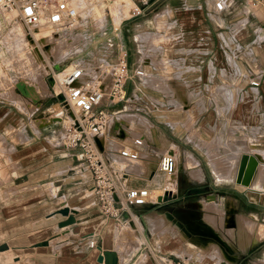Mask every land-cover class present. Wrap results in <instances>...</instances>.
I'll return each mask as SVG.
<instances>
[{
	"label": "crops",
	"instance_id": "1",
	"mask_svg": "<svg viewBox=\"0 0 264 264\" xmlns=\"http://www.w3.org/2000/svg\"><path fill=\"white\" fill-rule=\"evenodd\" d=\"M135 1L127 0L126 7ZM145 1L142 14L131 20L134 60L132 69L127 66V102L108 110L102 141L116 152L120 144L133 147L132 140L140 138L142 144L133 148L142 160L147 155L157 159L156 167L150 177L143 169L135 170L136 175L131 171L134 162L127 169L125 186L161 194L155 203L123 210L116 220L103 218L87 174L68 173L74 159L61 143L62 124L57 121L59 129L45 136L44 128L53 121L42 117L44 112L33 117L42 103L30 116L21 113L18 119L9 112L12 103L5 107L0 102V137L16 128V142H10L13 205L17 199L25 200L26 207H34L40 198H57L55 204L72 199L73 207L67 203L58 207L73 211L74 220L59 228L57 237L40 238L25 247L13 249L2 241L0 264H19L12 259L23 250L33 251L34 264H97V256L105 251L115 256L117 264H264V238L257 240L264 236V206L245 195H264V179L263 188L253 186L263 164L258 155L264 152V0H222L220 10L214 6L216 0ZM74 7L80 3L74 2ZM120 18L130 19L123 14ZM103 31L97 34L106 40V47H100L103 52L76 62L94 63L101 56L111 61L119 50L127 54L122 34ZM137 70L141 76H135ZM120 116L133 120L131 129ZM139 118L144 119L141 125ZM165 152H172L176 160L169 189L173 197H166L172 202L186 199L183 205L163 203L167 180L157 163ZM243 155L257 159L246 187L235 182ZM41 181L47 186L45 196L39 189ZM23 206L24 213L30 211ZM0 214H5L1 202ZM196 221L205 228L198 230ZM226 231L234 235L237 251L231 254L225 243L217 246L227 239ZM40 241L47 246L29 247ZM55 241L56 251L50 248ZM243 241L249 242L244 248Z\"/></svg>",
	"mask_w": 264,
	"mask_h": 264
},
{
	"label": "rangeland",
	"instance_id": "2",
	"mask_svg": "<svg viewBox=\"0 0 264 264\" xmlns=\"http://www.w3.org/2000/svg\"><path fill=\"white\" fill-rule=\"evenodd\" d=\"M70 2L72 6H74V2L80 3V7H77V9H80L77 24L75 28L65 29L57 34H53L46 27L28 30L19 21L7 22L4 15L0 13V102H2V105L5 107L9 106L8 103H12L13 106H9V112L11 115H16L18 119L23 117L21 113L29 115L30 111L35 110L34 108L40 106L41 103V107L36 108L38 110L33 114V117L43 112L44 114L41 116L44 118H51L53 114L55 115L57 112L55 109L61 107V102L52 96L51 98L48 96L49 94L52 95L51 84L53 75H56V77L60 79L63 73L68 70L67 68L71 67L77 60L94 59L99 53L101 54L103 50L100 47L107 43L104 38H98L97 34L99 31H110V33H116L118 37L119 34L123 35L127 49V66L129 70L133 67L134 49L130 38V33L134 26L133 21H131L133 18L125 20L120 18L121 14H129L132 4L126 7L125 4L127 0H71ZM110 17L113 20H111ZM31 32L33 33L31 34ZM113 43L114 42H112V44ZM120 45H122L121 42ZM109 46L112 47L110 48L107 46L109 50L113 49V46L110 44ZM104 47H106V45ZM48 107L51 108L46 111ZM15 108H18L19 111ZM118 118L125 122L124 125H127V128H132L133 120L129 116H125V119L121 116ZM24 119L25 118L21 121L22 123ZM30 120L31 125L36 126L32 118H30ZM51 120L53 122L44 128V130H46L45 136L52 135L54 131L59 129V125L56 123L58 120ZM138 120L140 121L138 124L141 125L144 123V119L139 118ZM14 129L16 128H11L10 132L5 133L6 136L0 137V202L1 208L5 210L4 215L0 214V243L2 241L7 242L13 246V249H16V247H25L28 243L37 239L55 237L56 234H59L60 229L58 228V222L63 217L56 212L66 203L69 207H73V203L72 199L69 201L66 199V203L55 204L59 202L57 198H40V200H34V207L23 206L25 200L19 201V199H17V206L13 205L15 200L12 198V185L10 181L13 149L10 147V142H16ZM110 135L111 132L109 133V136ZM135 139L142 144L140 138ZM102 140L103 138L101 137L99 141L100 144ZM52 141V143H57L55 137H52ZM52 143L49 142L50 146L53 145ZM261 152L258 156L260 163H263L260 164V167H263L264 158L262 159ZM149 157L148 155L144 156V160L139 157L135 166L131 168V171L134 173V171L139 170V168H145L147 170H145V172L149 174L150 177V174L156 167L155 164L157 159L155 160L154 158V160H151L152 157ZM140 161L143 162V164ZM74 166L75 162L72 164V170L68 173L76 172ZM260 172L261 170L259 168V177ZM134 174L138 175L139 173L135 172ZM165 178L168 184L166 188L171 189L174 184V176ZM39 183V189L44 192L45 196L47 186H45L42 181ZM87 184L88 186L90 185L89 180ZM180 184L179 181V186H181ZM154 191V189H149L152 198L161 194L159 191ZM51 195H53V193ZM171 202L172 200L170 198L166 197V195L163 196V203L169 205H183L186 199H176V201L173 200V202ZM21 206L26 207V210L30 211L24 213L25 209L22 210L20 208ZM154 206H156V204ZM201 212H203V210H201ZM195 224L198 230L205 228L204 224L200 221H196ZM227 232L228 231H226L227 239L231 240V242L227 241V239H223L218 242L217 246L221 248L225 243L226 252L231 254L233 251L237 250H235L232 245L234 244V235L230 236ZM30 233H33V235H29ZM206 233H211L218 238L216 234L210 231H206ZM40 242H35L29 247L37 248L34 247V245ZM57 242L58 241L53 242L50 246L54 251L58 248ZM211 245L212 244L209 243L208 247ZM215 250L213 249V251ZM15 253L19 258H13L12 260L19 261V264H34L35 259L33 257L35 254L33 251L23 250Z\"/></svg>",
	"mask_w": 264,
	"mask_h": 264
},
{
	"label": "built area",
	"instance_id": "3",
	"mask_svg": "<svg viewBox=\"0 0 264 264\" xmlns=\"http://www.w3.org/2000/svg\"><path fill=\"white\" fill-rule=\"evenodd\" d=\"M145 4V0L133 2L127 18L141 15ZM223 4L222 0L214 2L218 10ZM0 13L7 22L19 21L28 30L46 27L53 34L75 28L79 15L70 0H0ZM69 68L60 79L53 75L51 96L61 102L57 114L62 124L61 143L71 151L76 172L87 174L99 215L116 220L123 210L155 203L156 197L147 189L125 186L127 169L138 159L133 147L141 143L133 139V147L120 144L113 152L97 141L108 126V110L127 102L126 52L119 50L111 61L101 56L94 63L78 61ZM141 75L140 70L135 71V76ZM256 85L250 82V86ZM175 168L172 152L159 157L157 169L165 177L172 176ZM162 192L173 197L170 190L163 188Z\"/></svg>",
	"mask_w": 264,
	"mask_h": 264
},
{
	"label": "water",
	"instance_id": "4",
	"mask_svg": "<svg viewBox=\"0 0 264 264\" xmlns=\"http://www.w3.org/2000/svg\"><path fill=\"white\" fill-rule=\"evenodd\" d=\"M257 166V159L252 158L250 156H246L243 155L240 159H239V163H238V167H237V173H236V180L235 182L242 185V186H248L250 179L255 171V167ZM245 195L247 196L248 200L250 202H254V203H258L261 206H264V195H261V197H257V198H253L251 196L250 193H245ZM62 207V206H61ZM57 214L61 215L62 217H65V220L63 222L58 223V228L61 227H65L67 225H70L71 223H73V217H72V213L73 211H69L68 208L63 207V208H59V210H57L56 212ZM47 246V242L43 241L40 243H37L34 245V247H45ZM3 246L0 245V251L3 250ZM105 253L108 252H101L97 258H96V263L97 264H102L104 260L103 255ZM112 254V253H110ZM113 255V254H112Z\"/></svg>",
	"mask_w": 264,
	"mask_h": 264
},
{
	"label": "bare ground",
	"instance_id": "5",
	"mask_svg": "<svg viewBox=\"0 0 264 264\" xmlns=\"http://www.w3.org/2000/svg\"><path fill=\"white\" fill-rule=\"evenodd\" d=\"M71 1V0H70ZM80 10V9H79ZM79 13H80V11H79ZM77 24V23H76ZM33 32H31V34H32ZM33 37H34V34H33ZM38 51V50H37ZM2 56V55H1ZM55 110H57V112L55 113V115L53 114V116L51 117V119H57L58 121H59V118H58V116H57V114H58V111H59V107H58V109H55ZM98 141V143H99V139L97 140ZM139 157V156H138ZM261 157H262V159L264 158V152H261ZM150 158V157H149ZM154 160V158H151V160ZM148 160V159H147ZM156 160V159H155ZM141 162V161H140ZM142 164H143V162H141ZM138 164H140V163H138ZM142 164H140V165H142ZM149 165V164H148ZM186 166V165H185ZM139 167H142V166H139ZM143 167H146V166H143ZM260 168V170H261V172H260V177L259 178H257L256 179V181L253 183V186L254 187H257V188H263V178H264V166L263 167H259ZM140 169V168H139ZM144 170H146L145 168H143ZM147 171V170H146ZM140 172H144L143 170L141 171L140 170ZM145 174L146 175H148L146 172H145ZM172 176H174V175H172ZM169 180V179H168ZM166 183H167V181H166ZM166 185H168V184H166ZM167 190H169V189H167ZM201 205V204H200ZM203 206V205H202ZM262 238H264V236L263 237H259V238H257V240H261ZM241 242V241H240ZM248 243L249 242H246V241H243V248L245 247V246H247L248 245ZM106 252V251H105ZM103 257H104V260H105V262L103 261V263L102 264H117V261H116V258H115V256L114 255H112V254H110V252H108V253H105L104 255H103Z\"/></svg>",
	"mask_w": 264,
	"mask_h": 264
}]
</instances>
